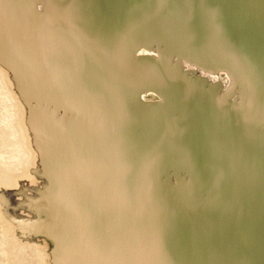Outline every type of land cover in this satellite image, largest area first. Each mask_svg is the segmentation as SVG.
Wrapping results in <instances>:
<instances>
[{
  "label": "water",
  "instance_id": "95a60500",
  "mask_svg": "<svg viewBox=\"0 0 264 264\" xmlns=\"http://www.w3.org/2000/svg\"><path fill=\"white\" fill-rule=\"evenodd\" d=\"M114 1L157 39L264 91V0ZM84 44L90 83L103 79L108 103L125 101L134 114L121 134L141 170L127 171L112 203L124 264H264V110L208 90L168 62L136 57L127 43ZM143 90L173 101L145 103ZM169 166L200 172L214 194L167 185L160 175Z\"/></svg>",
  "mask_w": 264,
  "mask_h": 264
},
{
  "label": "rangeland",
  "instance_id": "374dc122",
  "mask_svg": "<svg viewBox=\"0 0 264 264\" xmlns=\"http://www.w3.org/2000/svg\"><path fill=\"white\" fill-rule=\"evenodd\" d=\"M38 5L36 0H0V12L17 9L20 21L38 27ZM4 24L0 19V264H124L126 238L119 241L112 226L118 216L109 199L113 190L101 186L107 179L95 167L104 164L100 152L105 158L109 154L106 132L111 128L105 121L112 117L100 111L104 125H96L79 107L51 106L46 84L18 54ZM44 47L62 50L51 40ZM49 80L60 81L58 76ZM86 90L79 94L84 102L91 97ZM146 91L152 90L141 93ZM156 99L142 100L152 104ZM54 124L60 148L71 150L62 159L55 150Z\"/></svg>",
  "mask_w": 264,
  "mask_h": 264
},
{
  "label": "bare ground",
  "instance_id": "6f19581e",
  "mask_svg": "<svg viewBox=\"0 0 264 264\" xmlns=\"http://www.w3.org/2000/svg\"><path fill=\"white\" fill-rule=\"evenodd\" d=\"M36 1H39L38 9L40 11L38 27L20 21L18 18L20 13L16 12L17 9L10 10V12L9 9H2L4 14L1 15L0 12V19L5 23L4 27L12 36L14 35L13 41L19 51L18 54L29 63L34 74L43 82V85L46 84L45 93L50 95L48 102L51 103V106L58 107L61 104L60 107L66 109L79 107L83 109V112H88L90 121L96 125L99 122L104 125L101 121L100 111L105 113L104 116L112 117L110 120L104 119L108 125L107 127L111 128L106 132L110 136L109 154L105 158L100 152L104 164L99 166V163H97L95 166L101 167L103 178L104 180L107 179L101 186L110 187L113 190L109 193V195L111 194L110 201L116 202L119 195H121V192L118 193V191L122 189V183H124L122 180L127 181L128 179L127 171H135L136 167L140 168L139 162L132 156L134 144H129L128 139L121 134L123 130L128 128V124L124 123L125 121L122 122V120L128 117L132 119L134 114L130 105L125 101H123V105L121 103L122 106L120 100L119 105L117 100V103L113 102L114 105L108 103L109 100L107 101L108 98L103 94L101 88L106 91L104 93H107L110 87L105 86L103 83L105 81L100 79L99 75H97V78L100 79L101 85L90 83V77L87 73L90 69L87 61L91 57L89 50L84 47L86 39L93 38L98 43H104L105 46L111 45V47H114L117 43H127L126 46L129 47L137 46L139 51L134 53L136 57H148L168 62L172 67H177L186 76L201 83L208 90L216 91L219 95L243 105L256 106L264 110V91L260 88L232 70L195 58L157 39L145 23L135 20L129 13L117 6L114 0ZM21 31L26 35L24 38L19 37ZM48 40L60 43L62 50L47 52L44 46L49 42ZM64 71L68 77L63 75ZM52 75L54 77L58 76L60 81L54 80L51 82L49 78L51 79ZM67 85L74 90L67 87ZM82 89H87L86 93L92 97H89L90 101L84 102L80 97ZM141 92L138 95L141 101H153L154 98H157L154 104L173 101L172 97L163 95L156 90ZM163 98L166 99L163 100ZM115 105H117V109ZM57 126L58 124L53 125L54 135H52L56 139L53 141L56 144L57 157L62 159L66 151L71 153V150L66 147V149H63L62 145L60 148V141L57 140V131L59 132ZM114 130L116 131L114 132ZM89 169L93 171V167H89ZM160 177L161 181L167 185L191 196L214 194L207 178L192 168L169 166L166 171L161 173ZM92 184V182H89L85 186L87 185L90 193L95 194V185ZM104 201L106 202V200ZM116 223L112 226L115 227ZM119 223H117V226H119ZM114 234H116L119 241L121 238V242L124 243L120 233ZM114 240L116 241V238Z\"/></svg>",
  "mask_w": 264,
  "mask_h": 264
}]
</instances>
